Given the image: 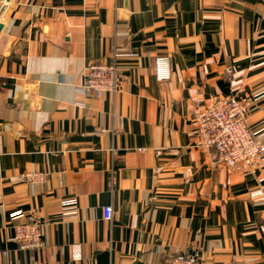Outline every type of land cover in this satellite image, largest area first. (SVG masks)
Returning <instances> with one entry per match:
<instances>
[{
	"label": "crops",
	"instance_id": "obj_1",
	"mask_svg": "<svg viewBox=\"0 0 264 264\" xmlns=\"http://www.w3.org/2000/svg\"><path fill=\"white\" fill-rule=\"evenodd\" d=\"M0 25V264H264V153L226 167L197 137L210 99L264 128V0H0ZM113 61L116 94L77 93ZM19 213L45 248L10 240Z\"/></svg>",
	"mask_w": 264,
	"mask_h": 264
},
{
	"label": "built area",
	"instance_id": "obj_2",
	"mask_svg": "<svg viewBox=\"0 0 264 264\" xmlns=\"http://www.w3.org/2000/svg\"><path fill=\"white\" fill-rule=\"evenodd\" d=\"M153 72L157 81L169 80V56L154 57ZM120 87L119 66L113 61L88 65L76 91L84 98H99L105 93L116 94ZM197 123L199 146L213 150L217 161L226 167L252 165L264 153V128L253 129L248 123L246 108L234 98L210 99L197 116ZM20 177L32 187L46 180L43 172H26ZM64 206V210H70L66 214L74 212L72 203L64 202ZM111 210L110 206L104 207L105 220L112 218ZM16 218L23 221L14 227L10 240L24 251L45 248L44 223L34 213H19ZM165 264H201V260L190 254H180L170 258Z\"/></svg>",
	"mask_w": 264,
	"mask_h": 264
},
{
	"label": "water",
	"instance_id": "obj_3",
	"mask_svg": "<svg viewBox=\"0 0 264 264\" xmlns=\"http://www.w3.org/2000/svg\"><path fill=\"white\" fill-rule=\"evenodd\" d=\"M0 28H1V25H0Z\"/></svg>",
	"mask_w": 264,
	"mask_h": 264
}]
</instances>
